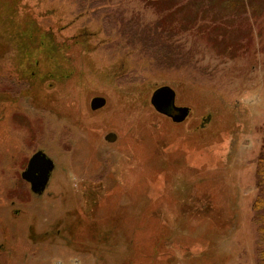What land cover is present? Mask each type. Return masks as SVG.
Returning a JSON list of instances; mask_svg holds the SVG:
<instances>
[{"label":"rangeland","instance_id":"374dc122","mask_svg":"<svg viewBox=\"0 0 264 264\" xmlns=\"http://www.w3.org/2000/svg\"><path fill=\"white\" fill-rule=\"evenodd\" d=\"M155 2L15 4L24 49L49 36L57 57L0 50V264H264V0ZM163 85L180 124L151 104ZM42 150L37 194L22 172Z\"/></svg>","mask_w":264,"mask_h":264},{"label":"trees","instance_id":"16d2710c","mask_svg":"<svg viewBox=\"0 0 264 264\" xmlns=\"http://www.w3.org/2000/svg\"><path fill=\"white\" fill-rule=\"evenodd\" d=\"M21 0H0V50L3 51L2 53L4 54L5 50L9 51L8 49H11L12 51L17 52V57L16 59L19 61V64H26L28 65L27 69L30 68H39L41 67L40 65L43 63V58L45 54H50L53 55V57H57L56 53V48L53 47V44L49 42L48 37L42 35L39 36L42 41L37 45L36 48H28L27 50L24 49V47L27 44V40L25 41L26 35L29 34V32H32V29L34 30V25L30 27L27 26V28H23V26L18 27V24L16 23L17 20L15 15H16V8L15 4ZM156 1L155 4L157 7L161 6V3H163L164 0H154ZM178 1V0H177ZM228 2L235 3V2H244V1H250V0H227ZM226 2V1H225ZM175 5H170L168 4L167 7L161 6L162 10L161 12H165V10L170 11L174 10L176 13L178 10H175ZM174 12V13H175ZM172 13V12H171ZM182 26L181 30L186 33L190 28H196L197 26V19L191 20V23L187 21L186 24L184 20H181ZM30 22H28L29 25ZM184 24V25H183ZM8 32H11L10 35H8ZM28 36V35H27ZM38 40V38L33 37ZM50 38V37H49ZM25 41V42H24ZM26 50V51H25ZM34 66V67H33ZM32 70V69H31ZM33 72V70H32ZM34 74H35V69H34ZM264 145V144H263ZM260 157L257 160V178L259 177V184L258 185H264V146L261 150V153L259 155ZM260 204L264 205V200L259 199L256 202V207H259ZM151 217L153 218L154 212L150 214ZM262 219H264V214L260 215ZM259 231H261V244H264V222L260 226ZM263 260H264V249L261 250ZM263 264V263H261Z\"/></svg>","mask_w":264,"mask_h":264},{"label":"water","instance_id":"95a60500","mask_svg":"<svg viewBox=\"0 0 264 264\" xmlns=\"http://www.w3.org/2000/svg\"><path fill=\"white\" fill-rule=\"evenodd\" d=\"M151 104L157 112L167 117H171L175 123L185 121L190 114L191 107L176 104V91L171 85H163L158 87L151 96ZM107 99L101 96L93 97L91 109H100L106 105ZM211 120V116L205 119L202 126ZM106 139L115 142L117 135L109 133ZM53 160L42 150L32 155L27 164V168L22 172V178L30 183L32 191L42 194L46 190V186L51 178V173L55 168Z\"/></svg>","mask_w":264,"mask_h":264},{"label":"bare ground","instance_id":"6f19581e","mask_svg":"<svg viewBox=\"0 0 264 264\" xmlns=\"http://www.w3.org/2000/svg\"><path fill=\"white\" fill-rule=\"evenodd\" d=\"M176 99H177V98H176ZM179 124H180V123H179ZM33 154H34V153H33ZM33 154H32V155H33ZM29 160H30V159H29ZM28 162H29V161H28ZM27 164H28V163H27ZM30 186H31V185H30ZM46 187H47V186H46ZM32 192L34 193V191H32ZM43 193H44V192H43ZM43 193H42V194H43ZM58 228H59V227H58Z\"/></svg>","mask_w":264,"mask_h":264}]
</instances>
